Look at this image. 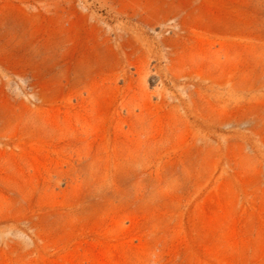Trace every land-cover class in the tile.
Masks as SVG:
<instances>
[{
  "label": "rangeland",
  "instance_id": "obj_1",
  "mask_svg": "<svg viewBox=\"0 0 264 264\" xmlns=\"http://www.w3.org/2000/svg\"><path fill=\"white\" fill-rule=\"evenodd\" d=\"M0 264H264V0H0Z\"/></svg>",
  "mask_w": 264,
  "mask_h": 264
}]
</instances>
